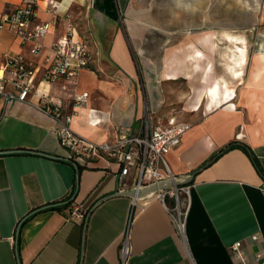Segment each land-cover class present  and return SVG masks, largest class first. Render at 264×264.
Instances as JSON below:
<instances>
[{
	"label": "crops",
	"instance_id": "1",
	"mask_svg": "<svg viewBox=\"0 0 264 264\" xmlns=\"http://www.w3.org/2000/svg\"><path fill=\"white\" fill-rule=\"evenodd\" d=\"M20 2L0 0V9ZM130 2L37 0V16L28 29L48 22L45 36L21 44L15 34L0 29V63L6 54H19L38 68L25 102L5 104L0 97V264H120L132 197L114 192L132 189L136 170L128 168L120 179V165L114 160H66L57 122L39 108L58 105L63 115L71 114L74 132L94 142H113L136 129L144 103L154 116L174 112L192 124L166 154L176 177L192 176L188 196L180 200L186 210V240L177 236L167 209L154 194L138 198L126 264H240L229 248L235 241L243 243L249 263L264 264V62L256 56L264 53V35L255 41L263 44L262 50L251 54V63L239 76L214 73V47H220V40L183 42V60L189 64L183 80L194 87L177 90L174 104L154 114L171 89L158 85L156 65L143 56L130 28L119 25ZM68 34L73 41L86 40L90 67L44 83L43 59L51 54L52 44ZM33 42L40 45L36 53L30 51ZM191 46L197 49L190 51ZM196 50L206 58L198 60ZM133 54L140 69L144 67L141 74ZM192 58L198 66L190 69ZM168 66L166 62L165 75L176 72ZM81 93L87 97L75 104ZM229 142L242 146L221 153ZM26 150L41 153L22 152ZM74 188L71 205L64 207V198ZM73 209L83 217L71 214ZM252 235H257L255 241Z\"/></svg>",
	"mask_w": 264,
	"mask_h": 264
},
{
	"label": "built area",
	"instance_id": "2",
	"mask_svg": "<svg viewBox=\"0 0 264 264\" xmlns=\"http://www.w3.org/2000/svg\"><path fill=\"white\" fill-rule=\"evenodd\" d=\"M37 0H21L20 3L10 8L4 6L0 9V29L7 30L16 35L21 44L33 41L35 38L46 35L49 23L45 22L28 29L30 21L37 16ZM30 51L36 53L40 48L33 42ZM89 46L85 39L73 41L70 34L63 35L51 46V54L47 55L42 70L44 83L63 77H74L81 69L89 68L90 63ZM38 71L33 62L25 61L19 54H6L2 56L0 63V97L4 103L26 101L28 92L34 86L35 72ZM87 97V93L75 96V104ZM143 113L138 118L136 129L128 136L109 141H91L80 136L71 128V114L61 113L58 105L39 108L45 114L51 115L58 124L56 129L57 139L62 148L67 152L66 160L78 163H90L97 160L105 162L116 161L120 165L119 178L122 179L127 169L133 167L136 170L133 189L139 190L151 183L170 180L175 177L168 166L166 154L174 148L182 138L181 136L192 126L190 122L183 121L174 114L167 116H154L150 107L144 103ZM189 185H180L177 188L162 189L154 192V198L161 202L167 209L172 220L174 231L183 242L186 240L185 214L179 195L184 193L188 196ZM171 199L172 202L167 201ZM137 199L131 198V207L127 216L128 220L122 233L119 248L120 264H126L130 255L129 230L131 215ZM75 217L81 219L83 215L76 209L71 212ZM252 240L257 235L251 236ZM242 242L235 241L229 245L233 254L240 264H251L247 261L242 250ZM259 260L260 255H256Z\"/></svg>",
	"mask_w": 264,
	"mask_h": 264
},
{
	"label": "rangeland",
	"instance_id": "3",
	"mask_svg": "<svg viewBox=\"0 0 264 264\" xmlns=\"http://www.w3.org/2000/svg\"><path fill=\"white\" fill-rule=\"evenodd\" d=\"M263 18L264 0H132L121 16L119 25L130 28L141 44L143 56L148 58L149 63L156 65L153 74L158 85L172 90L164 94L166 101L154 114H160L174 104L173 96L177 90L192 91L194 87L184 84L183 80L189 66L183 60L187 51L182 48L183 42L197 39L205 42L209 38L220 40L217 42L221 44L220 47H214L213 63H217L213 68L214 73L230 72L239 76L244 73L243 68L251 63V54L263 48L261 42H255L264 35ZM190 49L193 51L197 48L191 46ZM198 49L206 53L205 48ZM194 54L198 60L206 58L199 50ZM256 56L259 57L258 53ZM133 58L137 73L141 74L144 67L140 69L136 55L133 54ZM192 60L190 69L194 64L198 66L196 59ZM166 62L169 63L168 70L176 72H166L165 75ZM221 63L222 67H218ZM203 64L204 67L206 63ZM210 68L212 70V65H209ZM196 73L200 75L202 72L199 70ZM184 195L181 193L179 200Z\"/></svg>",
	"mask_w": 264,
	"mask_h": 264
},
{
	"label": "water",
	"instance_id": "4",
	"mask_svg": "<svg viewBox=\"0 0 264 264\" xmlns=\"http://www.w3.org/2000/svg\"><path fill=\"white\" fill-rule=\"evenodd\" d=\"M19 150H3L1 152L4 153H17ZM22 152H31V153H41L38 151H22ZM44 156H50V155H46L43 154ZM192 176H186V177H174L173 179L170 180H162L161 182H157V183H151L146 185V187L139 189L138 191L135 189H130L128 191H117L114 192V194L117 195H126L128 197H135V198H142V197H146L148 195L153 194L156 191L162 190V189H168V188H177L180 185H186L189 184L191 182ZM113 194V195H114Z\"/></svg>",
	"mask_w": 264,
	"mask_h": 264
},
{
	"label": "trees",
	"instance_id": "5",
	"mask_svg": "<svg viewBox=\"0 0 264 264\" xmlns=\"http://www.w3.org/2000/svg\"><path fill=\"white\" fill-rule=\"evenodd\" d=\"M241 146H242V144L239 145V144H237V143H235V142H229L224 148L220 149V152L223 153V152H225V150L230 149V148H235V147H237V148H241ZM74 191H75V188L72 189V191L70 192L69 195L66 196V198H64V200L67 201V202L64 204V207H67L68 205H71V201H72V200H69V199H70V197L73 195ZM60 207H61V206H57V208H60Z\"/></svg>",
	"mask_w": 264,
	"mask_h": 264
},
{
	"label": "bare ground",
	"instance_id": "6",
	"mask_svg": "<svg viewBox=\"0 0 264 264\" xmlns=\"http://www.w3.org/2000/svg\"><path fill=\"white\" fill-rule=\"evenodd\" d=\"M197 55H199V54L197 53ZM258 55H259L260 59L263 60V62H264V53H261V52H260V53H258ZM241 58H242V57H241ZM262 68H263V67H258V68H256V69H255L256 73L258 74V70H262ZM256 78H257V77H256ZM255 80H256V79H254V81H255ZM211 88H212L211 90H215V89H214L215 87H214V88L211 87ZM214 93H215V92H214ZM214 93H213V94H214ZM257 93H258V92H257ZM211 97H212V94H211ZM247 98H248V96H247ZM246 100H248V99H246ZM249 100H250V99H249ZM230 101H231V100H227V101H225V103H230ZM251 103H252V102H251ZM253 116H254V115H253ZM252 119H253V118H252Z\"/></svg>",
	"mask_w": 264,
	"mask_h": 264
}]
</instances>
